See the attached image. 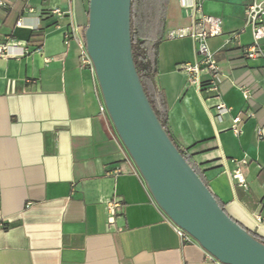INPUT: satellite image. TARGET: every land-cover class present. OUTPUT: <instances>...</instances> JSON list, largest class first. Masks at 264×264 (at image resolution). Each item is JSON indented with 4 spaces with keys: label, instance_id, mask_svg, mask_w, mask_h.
<instances>
[{
    "label": "crops",
    "instance_id": "0c3cea01",
    "mask_svg": "<svg viewBox=\"0 0 264 264\" xmlns=\"http://www.w3.org/2000/svg\"><path fill=\"white\" fill-rule=\"evenodd\" d=\"M4 1L0 42L18 45L0 57V264H223L175 231L100 109L96 73L81 65L76 41L66 43L71 24L84 35L90 0ZM252 1L202 0L203 13L223 21V34L208 40L224 74L219 99L180 70L198 59L190 37L171 36L190 25L191 10L169 0L156 85L174 139L227 213L264 238L255 217L264 218V38L259 57L244 51L253 41L245 25ZM39 29L40 45L29 41ZM199 78L205 84L210 74ZM219 101L231 108L222 122ZM239 114L236 135L230 126ZM237 169L247 188L237 183Z\"/></svg>",
    "mask_w": 264,
    "mask_h": 264
},
{
    "label": "water",
    "instance_id": "95a60500",
    "mask_svg": "<svg viewBox=\"0 0 264 264\" xmlns=\"http://www.w3.org/2000/svg\"><path fill=\"white\" fill-rule=\"evenodd\" d=\"M132 0H90L84 37L114 128L161 209L223 264H264V243L221 207L174 144L133 57Z\"/></svg>",
    "mask_w": 264,
    "mask_h": 264
},
{
    "label": "built area",
    "instance_id": "2783aa9c",
    "mask_svg": "<svg viewBox=\"0 0 264 264\" xmlns=\"http://www.w3.org/2000/svg\"><path fill=\"white\" fill-rule=\"evenodd\" d=\"M181 3L184 7L191 10L192 21L190 25L174 31L171 36L177 38L190 37L195 44L198 59L193 63H182L180 65V70L187 76L190 84L198 85L201 89L212 92L215 94L216 98L220 99V84L223 81L224 74L221 70L216 54L209 49L208 40L223 34V21L220 17L204 14L202 9V0H181ZM5 5L6 2L4 0H0V6ZM51 12L60 16L65 13L59 7L53 8ZM20 24L21 22H18V25ZM245 25L251 27L253 36L252 43L244 48L245 55L247 58H257L262 55L261 40L264 38V1L253 0L250 4H248L246 8ZM65 39L66 43L70 40L76 41L80 51L81 65L96 73L94 62L87 50L85 37L79 33V27L76 24H71V29L67 31ZM17 45L18 43L11 39L6 40L5 42H0V57H8L10 55L11 47ZM24 51L26 54L29 52L28 49H25ZM203 71L210 74V79L205 84H201L199 78ZM243 91L245 96L248 97V90L244 89ZM100 109L102 112L109 114L105 101L102 102ZM214 109L215 118L218 122H222L224 118L231 113V108L222 101H219V103L214 106ZM249 115H252V113H249ZM242 123V115L239 114L232 117L230 129L234 134H241ZM234 177L241 187H248L247 181L240 169H237L234 172ZM109 209L111 214L109 221L113 222L115 204L110 203ZM255 217L258 222H264V218L260 214H257ZM171 222L175 231L183 241H196L186 230L175 224L172 220ZM208 255L210 258L217 260L210 253H208Z\"/></svg>",
    "mask_w": 264,
    "mask_h": 264
},
{
    "label": "trees",
    "instance_id": "16d2710c",
    "mask_svg": "<svg viewBox=\"0 0 264 264\" xmlns=\"http://www.w3.org/2000/svg\"><path fill=\"white\" fill-rule=\"evenodd\" d=\"M168 3L169 0H132L131 36L133 57L141 79V83L161 124L183 157L187 160V162H189L200 178L208 186L202 170H200L196 165L188 149L180 146L171 134L169 127L168 104L164 94L158 89L156 85V76L158 73L159 62V47L164 37ZM85 29L86 26L83 30L84 32ZM42 30L43 29H39V31L32 33L29 41L40 45L42 39L40 38L37 40L36 38L43 35ZM216 199L221 207L225 209L222 202H220L217 197ZM247 230L256 239L264 243V238L262 236L254 231L249 229Z\"/></svg>",
    "mask_w": 264,
    "mask_h": 264
}]
</instances>
